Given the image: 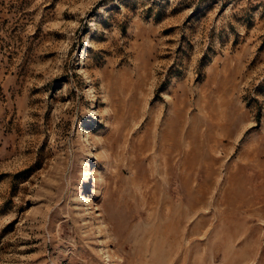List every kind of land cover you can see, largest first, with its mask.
Segmentation results:
<instances>
[{
	"label": "rangeland",
	"instance_id": "obj_1",
	"mask_svg": "<svg viewBox=\"0 0 264 264\" xmlns=\"http://www.w3.org/2000/svg\"><path fill=\"white\" fill-rule=\"evenodd\" d=\"M0 264H264V0H0Z\"/></svg>",
	"mask_w": 264,
	"mask_h": 264
}]
</instances>
